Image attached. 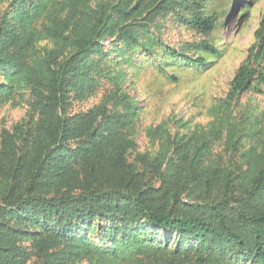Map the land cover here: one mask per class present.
I'll list each match as a JSON object with an SVG mask.
<instances>
[{"label": "trees", "instance_id": "16d2710c", "mask_svg": "<svg viewBox=\"0 0 264 264\" xmlns=\"http://www.w3.org/2000/svg\"><path fill=\"white\" fill-rule=\"evenodd\" d=\"M3 2L0 107L28 109L0 125V264H264V146L243 149L240 122L159 125L155 153L137 151L122 65L139 53L160 70L206 66L220 52L205 0ZM171 25L200 38L170 45ZM263 87L264 12L227 99Z\"/></svg>", "mask_w": 264, "mask_h": 264}, {"label": "rangeland", "instance_id": "374dc122", "mask_svg": "<svg viewBox=\"0 0 264 264\" xmlns=\"http://www.w3.org/2000/svg\"><path fill=\"white\" fill-rule=\"evenodd\" d=\"M5 6L6 2L1 3L0 10ZM205 7L206 13L216 17L217 25L209 40L220 52L216 57L203 54L206 66L170 65L160 70L155 58L139 53L125 62L129 66L122 65L132 82L130 93L142 109V131L136 138L139 153L153 155L157 150V141L147 136V129L162 125L171 134L186 135L207 129L210 122L215 126L218 122L228 125L240 122L248 134L242 148L260 150L264 146V94L247 91L235 105L227 99L229 83L254 43L264 0H205ZM199 38L192 30L178 25H171L161 35L170 45ZM103 44L107 46L109 41ZM100 97L101 93L90 98L82 108H90ZM18 101L19 104L7 103L0 107V125L10 127L24 116L27 103ZM213 150L215 154H223L222 143L214 144ZM223 162L226 164L227 158Z\"/></svg>", "mask_w": 264, "mask_h": 264}]
</instances>
